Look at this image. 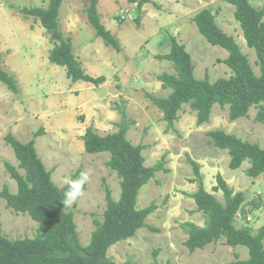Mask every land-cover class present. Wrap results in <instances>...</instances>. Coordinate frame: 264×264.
<instances>
[{
	"label": "rangeland",
	"instance_id": "obj_1",
	"mask_svg": "<svg viewBox=\"0 0 264 264\" xmlns=\"http://www.w3.org/2000/svg\"><path fill=\"white\" fill-rule=\"evenodd\" d=\"M249 2L254 7L264 4V0ZM47 3L48 0H0V66L14 74L19 87L18 92H12L0 82V191L4 185L13 193L17 190L4 164H19L13 148L6 143L8 133L21 142L34 139L37 153L58 187L81 165L80 182L85 187L71 193L67 208L74 213L79 240L86 246L95 229L94 220L103 218L105 186L117 200L120 179L106 164L109 153L86 152L82 135L89 126L99 135L115 132V123L120 120L116 107L119 104L133 121L126 138L144 145V165L153 166L165 155L168 171L155 172L139 191L137 208L156 205L146 217V225L111 245L108 257L117 264H228L237 259L235 253L238 259H246L245 246H229L222 239L190 252L184 245L187 234L181 223L202 225L205 221V214L191 197L198 188L191 181V161H196L205 189L218 200H223L222 192L212 190L217 173L235 192L245 193L244 209L236 217V226L248 225L256 233L264 224V174L247 176L246 161L237 169L229 168L227 151L213 146L206 134L221 128L264 147V123L254 120L256 108L251 107L247 117L229 122L228 107L215 104L210 121L197 125L195 113L185 104L175 130L165 132L162 111L146 96L151 93L166 97L170 92L157 77L175 70L170 61L156 56L170 47V36H175L190 53L196 78L207 75L214 81L231 75L223 62L227 51L208 43L193 21L194 15L205 8L210 9L217 25L233 36L258 75L255 53L246 45L234 18L235 7L227 0H148L141 7L128 0H99L100 22L117 39L118 51L105 45L88 23V0H63L61 29L72 38L73 53L84 71L93 77L104 76L105 80L96 85L71 80L63 66L48 60L53 46L50 33L39 21L21 13L24 6L45 7ZM18 171L24 173L19 167ZM37 227V221L27 213L14 212L0 197V229L6 237L31 238Z\"/></svg>",
	"mask_w": 264,
	"mask_h": 264
},
{
	"label": "trees",
	"instance_id": "obj_2",
	"mask_svg": "<svg viewBox=\"0 0 264 264\" xmlns=\"http://www.w3.org/2000/svg\"><path fill=\"white\" fill-rule=\"evenodd\" d=\"M99 0H88L86 16L96 36L104 44L120 50L119 43L113 34L100 22L97 12ZM148 0H128L141 7ZM234 8V18L239 23L246 45L253 49L257 75L249 62L248 55L243 53L233 36L220 28L210 9L197 12L193 21L198 31L211 45L227 51L223 62L231 70L229 77H219L210 81L208 76L198 79L194 74V64L185 45L179 43L175 36H170V48L165 54L156 55L172 63L175 73L163 72L158 79L163 88H169L166 97L146 93L149 101L162 111L165 121V132L175 130L174 124L179 119V111L186 104L195 113L196 124L203 125L210 121L215 104L228 107L227 119L233 122L247 117L251 107L256 108L254 120L264 123V4L254 7L249 0H227ZM63 0H48L45 7H22L21 13L39 21L53 39L48 60L63 66L66 75L73 81L82 80L93 84L102 83L104 76L93 77L86 73L72 50V38L61 29L59 14ZM138 22V19H137ZM0 82L12 92L19 87L14 74L0 66ZM120 120L115 123L117 130L105 135L97 134L89 126L82 135L84 149L88 153L108 152L107 166L114 170L120 179V195L114 200L111 191L105 186L106 207L102 220L95 219V229L90 241L83 246L79 240L74 221V213L67 208V199L75 189H83L80 182L82 166L80 165L61 187L56 186L31 139L21 142L14 135L5 136L19 161L18 167L24 170L21 174L18 167L5 162L10 177L16 181L15 193L4 185L0 197L6 206L14 212L27 213L38 222L34 237L10 239L0 229V264H117L111 260L108 248L120 240L129 238L146 225V217L153 212L156 205L137 208L136 202L140 189L153 178L155 172H167L166 159L163 155L153 166L144 165L141 151L143 144H133L126 138L128 128L133 121L128 119L126 111L117 105ZM213 146L226 150L229 155L228 166L232 170L239 168L243 162L249 166L245 173L249 177L264 174V147L257 142L244 140L224 129L215 128L206 132ZM36 136L38 133L35 134ZM197 190L191 194L196 207L205 214L202 225L191 221L181 223L186 232V248L193 252L210 243L224 240L229 246H245L248 256L228 264H264V224L255 233L248 225L236 226V217L243 212L245 193L234 191L222 177L216 175L213 191H221L223 200L205 189L200 164L191 161ZM128 264V263H124Z\"/></svg>",
	"mask_w": 264,
	"mask_h": 264
},
{
	"label": "crops",
	"instance_id": "obj_3",
	"mask_svg": "<svg viewBox=\"0 0 264 264\" xmlns=\"http://www.w3.org/2000/svg\"><path fill=\"white\" fill-rule=\"evenodd\" d=\"M159 38H160V37H159ZM159 45H160V44H159ZM169 48H170V47L168 46V48H167L166 51H159V52L157 51V52H158L157 54H158V55H159V54H165V53H167V52L169 51ZM158 49H159V47L157 48V50H158ZM157 54H156V55H157ZM150 59H152V58H150Z\"/></svg>",
	"mask_w": 264,
	"mask_h": 264
},
{
	"label": "built area",
	"instance_id": "obj_4",
	"mask_svg": "<svg viewBox=\"0 0 264 264\" xmlns=\"http://www.w3.org/2000/svg\"><path fill=\"white\" fill-rule=\"evenodd\" d=\"M248 220H250L251 219V216L250 215H247V217H246Z\"/></svg>",
	"mask_w": 264,
	"mask_h": 264
}]
</instances>
